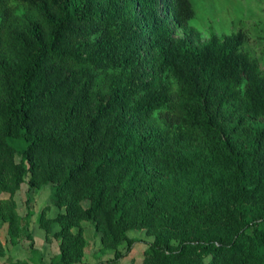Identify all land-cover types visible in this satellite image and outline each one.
<instances>
[{
    "label": "trees",
    "instance_id": "trees-1",
    "mask_svg": "<svg viewBox=\"0 0 264 264\" xmlns=\"http://www.w3.org/2000/svg\"><path fill=\"white\" fill-rule=\"evenodd\" d=\"M193 15L190 0H0L9 233L19 184H50L58 211L37 225L54 264L81 260L82 221L111 252L95 264H120L129 230L150 239L128 264H264V74L241 30L203 39Z\"/></svg>",
    "mask_w": 264,
    "mask_h": 264
},
{
    "label": "rangeland",
    "instance_id": "rangeland-1",
    "mask_svg": "<svg viewBox=\"0 0 264 264\" xmlns=\"http://www.w3.org/2000/svg\"><path fill=\"white\" fill-rule=\"evenodd\" d=\"M190 1L194 15L187 22L199 31L201 38L205 39L209 32L220 36L241 30L245 37L243 48L257 60L264 74V0ZM168 81L171 87H174L175 83L171 77ZM14 157L16 161L20 159L18 153H15ZM51 191L50 184L43 185L38 190L28 189L25 182L19 184L12 195L19 220L18 230L11 234L7 231L6 224L0 225V261H3V264L10 260H22L29 264H54L58 240L52 237L51 233L46 235L37 225V215L41 208L46 207L47 217H53L58 211L52 204ZM3 197L6 198L7 194L0 193V198ZM80 225L85 243L81 260L74 264H95L111 257V252L98 249L99 234L93 231L91 224L82 221ZM55 228L53 226L51 232ZM127 235L137 241L119 263H138L150 238L142 231L135 230L127 231Z\"/></svg>",
    "mask_w": 264,
    "mask_h": 264
},
{
    "label": "crops",
    "instance_id": "crops-1",
    "mask_svg": "<svg viewBox=\"0 0 264 264\" xmlns=\"http://www.w3.org/2000/svg\"><path fill=\"white\" fill-rule=\"evenodd\" d=\"M1 260V259H0ZM4 262L3 261H0V264H3Z\"/></svg>",
    "mask_w": 264,
    "mask_h": 264
}]
</instances>
